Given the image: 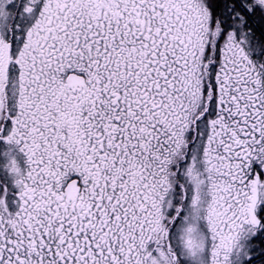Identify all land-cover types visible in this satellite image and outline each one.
<instances>
[{
    "label": "snow or ice",
    "instance_id": "1",
    "mask_svg": "<svg viewBox=\"0 0 264 264\" xmlns=\"http://www.w3.org/2000/svg\"><path fill=\"white\" fill-rule=\"evenodd\" d=\"M0 264H264V0H0Z\"/></svg>",
    "mask_w": 264,
    "mask_h": 264
}]
</instances>
